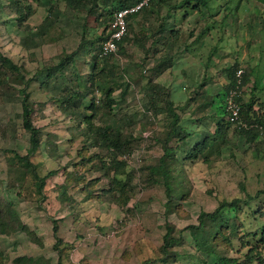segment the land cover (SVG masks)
<instances>
[{"label":"rangeland","instance_id":"1","mask_svg":"<svg viewBox=\"0 0 264 264\" xmlns=\"http://www.w3.org/2000/svg\"><path fill=\"white\" fill-rule=\"evenodd\" d=\"M207 1L208 6L202 0H191L189 5H180L179 9L171 11L167 16L165 14L168 7L164 6L158 14L130 19L133 24L130 39L122 50L118 49L110 61V64L115 65L116 73L123 75L126 81L125 88L119 87L113 96L120 101L125 90L123 93L127 98V105L123 112L132 116L135 124L133 131L147 135L149 132L147 129H152L156 125H151L146 118L144 105L147 98L142 87L138 88L135 84L138 81L145 84L147 81L142 74L149 73L153 65L154 52L146 53L133 41L135 35L153 37L161 24L168 32L174 29L178 34L177 38L168 35L169 37H162L160 41L161 43L163 41V44L170 40L174 41L175 63L162 72L157 81L160 80L172 88L170 91L172 90L176 99L175 103L178 105L183 123L194 133L189 140L195 144L209 136L212 141L201 156L196 157L193 162L183 164V177L189 194L187 199L180 200L178 211L166 214V198L164 187L161 186L143 189L139 187L140 190L126 205L119 204L116 200L111 201L104 190L109 188V179L100 171L103 163L111 159L108 150L94 146L89 139L86 141L81 134V131L82 133L85 131V124L78 126L71 116L61 111L60 103L51 99V95L41 86L42 80H33L29 88L34 102L33 122L43 134L41 152L35 160L40 165L39 169L43 175L51 171L55 173L47 178L42 201L36 199V202L35 196L33 198L24 193L22 184L6 188L9 187V180L17 184L21 174L8 168L5 150L13 149L22 155L26 154L30 145V135L19 117L22 110L21 96L19 101H7L0 96V185L4 189L3 191L0 188V191L6 196L7 194L11 196L19 221L28 227V230L22 228L9 235L0 232V264H31L25 260L27 258H44L47 261L44 264H143L147 259L158 256L169 222L176 226L178 234V229H184L191 223H198L202 210L213 211L221 200L246 197L247 193L255 194L258 190L264 189V134L260 135L262 141L253 145L247 138L238 135L235 125L228 124L225 111L224 115L222 114L223 104L219 97H216V105L215 103L211 105L213 102L210 100L201 103L199 94L192 99V96L205 85L206 92L215 94L229 83L228 68L236 63L238 56L235 54L244 51L241 46L238 47L237 42L244 38L245 31L249 30L244 28V33L241 34L239 27L244 23L243 19H246L243 15L254 13L253 10L262 22L261 31L256 33L254 30L252 37L255 42L260 39L255 47H259L264 56V1L257 0V5L255 0ZM39 2L33 3V11L22 24L34 27V32H37L38 25L45 20L51 4L56 5L62 13L58 21L43 35V40L40 38L42 41L40 46L29 49L23 42V37L29 33L28 26L18 24L16 14L8 16L10 7L6 0H0V52L22 65L26 69V77H32L38 70L51 63V59L57 61L59 59L57 56L81 47L75 69L68 68L65 73L68 78L70 75L80 73L78 82L83 89L90 82L88 79L93 66L90 61L92 54L97 52L94 46L100 44L96 37L102 32L99 25L102 18L97 19L94 12L84 10L76 12L63 0ZM53 16L51 15V19ZM210 17L212 19L215 17L214 22H209L214 23L212 28L214 38L211 37L210 31L202 37L207 39L208 43L222 45L215 46L217 53L214 57L217 60L214 62V69L207 66L214 54L211 53L213 50L206 44H200L202 37L196 40L202 28L211 20ZM83 36L88 39L86 43H82ZM163 44L156 46L155 49L164 48ZM187 46L189 50H186ZM191 46L198 51L202 50V53L194 55L190 50ZM260 67L264 71V58ZM67 75H63L65 81L68 79ZM9 79L10 84L17 89L25 86L21 76L13 75ZM194 79L201 82L193 86L196 92L191 91L193 88L191 86L188 90V85L194 84ZM183 81L185 91L177 85ZM68 85L71 86V83L68 82ZM182 93L183 95L179 96ZM185 93H188L187 96ZM92 97L93 95H90L85 99L83 107L91 105ZM254 102L258 107L256 112L264 118V101L259 97L254 98ZM102 109L108 112L107 108ZM116 111L117 105L113 112ZM91 113L92 111H89V114ZM105 121L109 122L102 114L95 120L97 124H103ZM162 122L159 121L158 125H162ZM117 123L121 125L120 122ZM79 128L80 131H77ZM225 128L227 131H224ZM52 134L57 135L55 142L57 149L53 154L50 152L49 142V136ZM161 154L159 147H150L144 142L135 145L131 153L121 157L127 164L120 170L122 176H126L131 169H139L144 160ZM102 159L105 162H102ZM81 174L85 175V181L95 183L87 187L85 182L79 180ZM143 178V172L138 170L134 181L141 183ZM67 180H69L67 192L74 198L75 207L61 200V186L66 184ZM85 189L93 196L86 195ZM255 203L263 208V213L257 215L264 222V197ZM248 211L244 206L236 213L238 217L232 216L228 230L231 237L245 236V228L253 227L247 225L249 220H252L249 219ZM244 218L247 219L245 228L241 225V219ZM56 225L59 229L57 233L54 231ZM216 229L211 226L209 230L208 228L196 230L195 238L191 232L184 229L185 241L178 247L184 256L176 264H202L204 259L208 264H216V260L211 256L215 250ZM238 244V240H235L237 248L242 252L247 250ZM229 253L239 254L238 250H230Z\"/></svg>","mask_w":264,"mask_h":264},{"label":"trees","instance_id":"2","mask_svg":"<svg viewBox=\"0 0 264 264\" xmlns=\"http://www.w3.org/2000/svg\"><path fill=\"white\" fill-rule=\"evenodd\" d=\"M6 1L10 7L8 16L16 14L15 18L18 24L22 25L33 11V3L40 0ZM63 1L76 12H82L83 10L89 13L94 12L97 14V19L102 18L99 21L102 32L96 37L100 41V44L96 47L94 46L97 52L92 54L90 61L93 64L90 71L91 75L88 79L90 82L82 89L78 82L80 73H76L73 76L70 75L69 78L67 73H65L68 68L73 67L75 69L77 65L76 58L79 55L81 47L57 56L56 58H59L57 61L51 59V63L38 70L35 76L32 77H26V69L22 65H19L10 57L0 52V90L2 91H0V96H3L7 101H19V96H21L22 110L19 117L22 120L23 127L30 135V145L26 154L22 155L13 149L5 150L8 168L21 174V178L17 184L9 180V187L6 188L10 189V186L15 187L18 184H22L21 188H23L24 193L31 195L33 198L35 196L36 202L37 200L42 201L45 195L47 178L55 173L51 171L43 175L39 169L40 165L35 160V157L41 152L43 134L41 129L33 122L34 102L31 99L32 93L29 91V88L33 80H42L41 86L51 95V99L60 103L61 111L71 116L78 126L85 124V131L83 133L81 131L85 140L88 141L89 139L94 146L108 150L111 159L110 161L107 160L108 162L102 159V162L105 163H103L104 165H102L100 171L109 179V188L104 190L111 201L116 200L119 204L123 203L126 205L140 188L161 186L164 187L166 198V214L170 215L178 211L180 200L187 199V195L189 194L183 177V164L189 161L193 162L196 157L201 156L205 148L207 149L211 145L212 141H210L209 136H205L195 144L189 140L194 134L193 130L187 129L183 123L181 113L177 108L178 105L172 99L170 87L157 81V77L162 72L171 68L175 63L174 41L170 40L164 44L163 41L162 43L160 41L162 37H169L168 35H173L177 38V32L174 29L168 32L164 25L161 24L158 31L153 34V37L149 38V35L143 34L135 35L133 41L138 43L140 48L146 53L154 52L152 69L150 68L149 73L142 74L147 81H145V84H141L139 81L135 84L138 88L142 87L143 93H145L147 98L144 105L146 118L149 120V123H152L151 125H156L152 129H147L149 132L145 135L133 131L135 124L132 116L127 112H123V108L127 105V98L123 93L125 90L122 89L120 101L113 96L119 87L125 88L126 85L124 76L116 73L115 65L110 64L111 58L115 54L107 57L100 56L101 43L110 36V32L107 33V30L109 31L111 28V21L115 11L119 8L136 4L141 0ZM190 1L151 0L149 6L143 7L131 16L130 19L132 20L137 16L146 18L151 14H158L164 6L168 7L165 14L167 16L171 11L179 9L180 5H189ZM202 2L207 4V6L209 5L207 0H202ZM52 12L53 14H51ZM61 13V10L56 5L51 4L48 7V14L45 20L38 25L37 32H34V27H29L28 24L22 25L29 28V33L23 37L25 46L29 49L39 47L42 42L41 40H43V35L58 21ZM51 15H54L53 19H51ZM130 19L127 34L118 42L119 49L121 50L128 39H130L129 34L133 29ZM213 19L211 18L208 21V24L204 26L196 39L199 40L214 27V23L209 24ZM81 40L82 43L88 41L85 36ZM92 44L94 43L92 42ZM160 44H163L164 48L158 47L159 50L155 49ZM238 67L239 64L237 62L229 70L230 81L226 87L228 89L227 93L236 84ZM13 75L23 78L25 81L23 88L17 89L14 85L10 84L9 77ZM63 75H67L68 81H65ZM242 79V87L244 88L249 80V74L244 71ZM68 82L71 83V86L68 85ZM90 95H93L91 105L83 107V102ZM210 100L213 101L212 99ZM115 104L118 106V111L114 113ZM254 104V100H249L242 104L241 116L248 123L247 127L240 128L235 125V131L238 132V135L244 136L253 145L256 144L255 142L259 139L260 134L264 133V118L254 110ZM102 108H107L108 112ZM222 108L226 114L225 105ZM89 111H92V113L89 114ZM101 114L109 122L105 121L103 124H97L95 120ZM159 121H163L162 125H158ZM117 122H120L121 125ZM229 123L232 125L228 121ZM80 129L77 131H80ZM224 131H227V128ZM56 140V134L49 136L51 154L57 149ZM141 142L146 143L150 147H159L162 154L154 156L150 160H144L139 169H131L123 177L120 170L126 167L127 164L121 157L124 154L126 156L131 153L135 145L138 146ZM138 170H141L144 174L141 183L134 181ZM79 180L85 182L87 187L95 183V181H85V175L82 174L79 176ZM68 182L69 180L61 186V200L75 207L74 198L67 192ZM0 188L4 191L2 185H0ZM85 192L86 195L93 196L87 189H85ZM19 193L21 194V191ZM262 197H264V189L258 190L255 194L247 193L246 197H235L231 200L223 199L213 211L202 210L198 217V223H191L184 229L191 232V235L195 238L194 232L196 230L204 228H208L209 230L211 226L217 228L214 237L215 250L211 253V256L216 260V264H264V222L257 215L263 213V208L255 203L256 200ZM12 204L13 200L11 196L9 194L6 196L4 192L0 191V232L7 235L22 228L28 230V227L19 221V215ZM244 206L249 210V219L252 218L247 225H252L253 227L251 229L245 228L247 219H241V225L245 228L246 235L237 238L231 237L228 232L231 218L232 216L238 217L236 213L241 211ZM166 229L167 231L164 234L163 244L159 248L158 256L147 259L143 264H176L183 258L184 253L178 247L185 241L186 235L184 234V229H178V234H176V226L171 222L167 224ZM54 231L55 233L59 231L57 225L54 226ZM235 240H238L240 247L247 250L242 252L240 248H237ZM230 250H238L239 254L231 255L229 253ZM25 260L31 262V264H44L47 262L44 258H27ZM202 264H208L207 260H202Z\"/></svg>","mask_w":264,"mask_h":264},{"label":"crops","instance_id":"3","mask_svg":"<svg viewBox=\"0 0 264 264\" xmlns=\"http://www.w3.org/2000/svg\"><path fill=\"white\" fill-rule=\"evenodd\" d=\"M257 2L258 1L255 0V4L256 5L258 4ZM255 9H257V7H255ZM253 11H254V13L244 14L243 15L244 17H246V19L245 20L243 19L244 23L240 25L239 32L241 34H243L244 33V28H247L249 30L248 31L246 30L245 31L246 34L244 35V38H242L241 40H239L237 42L238 47L241 46V48L244 49V51L241 52V54L239 52H238V54H235L236 57L238 56L237 60H236V63L238 62L239 67L243 68L244 71L249 74V80L247 81L246 85L243 88V101L244 102H248L249 100H254V98H259V97H261L262 101H264L263 100V98H264V71L260 67L264 56H263V54H261V51H259V47H255V44L259 43L260 39L258 38L257 42H255V39L252 37V32L254 33V30H255L256 33H259L261 31V29H260V25L261 24L260 23L262 22V20L259 17H257L258 15L255 12V10H253ZM213 31L214 30L210 29V33H211V37L212 38H214ZM249 31H250V36L251 37L250 36L248 37V32ZM202 38L203 39L201 40L200 44L201 45H203V44L205 45L206 44V46L208 45L210 47V49L213 50L211 53H214V54L211 57V59L209 60V62L207 63V66H211L214 69V65H215L214 62H215V60H217L214 57V55L217 53V51H215L216 50L215 46H217L219 44L218 43H216V44L215 43H210V42L208 43L207 39H205L204 37H202ZM220 40H222V39H220ZM219 47H222V45H219ZM187 49H188V46L186 47V50ZM200 49H202V46H201ZM190 50H192L194 55L195 54L197 55V53H200V52L202 53V50L198 51L197 48L196 49L192 48V46H191ZM197 64L198 65L199 64L203 65L202 63H197ZM230 68L231 67H229L228 69H230ZM184 77L185 76H184V72H183L182 78L184 79ZM187 77H188V75L186 76V78ZM159 78H160V76H159ZM202 78H203V75H202ZM201 80L202 79H200V81ZM193 81H195L194 84L188 85V90H190V86L191 87H193L195 85L197 86V85H199L201 83V82L199 83L198 81H196V79H194ZM159 82H160V80H159ZM227 82H229V81H227ZM221 83H223V81H221ZM184 84H185L184 81H183V83H177V85H180V88L183 89L182 91H185V89H186V87H184ZM203 84H204V82L201 85H203ZM218 84H220V83H218ZM177 85H174V87H177ZM221 85H223V84H221ZM227 85L228 84L226 83L224 85V87H223V90L222 91H218L217 90V92L215 94H213L211 92H208V91L206 92L205 91L206 85H205V87L203 86V88L199 89L198 93H195L194 96H192V99L196 98L197 95L199 94V96L201 97V103H203L205 101L208 102L210 99H212L213 101L210 100L211 102H213L211 105H214V103L216 105V97H219V100L221 99V102H222V103L221 102L220 103L223 104V106H224L225 97H226V93H227V90H228V89H226ZM170 89H172V88H170ZM193 89H195V88L193 87L191 89V91L192 92L193 91L196 92L195 91L196 89L195 90H193ZM188 93H185V95L187 96ZM182 95H183V93L180 94L179 96H182ZM171 96H172V99L174 101H176V99L173 96L172 90H171ZM257 109H258V107H256V102H255L254 110L257 111ZM222 114L224 115V110H223ZM259 141H262L261 137H259V139L255 143H257Z\"/></svg>","mask_w":264,"mask_h":264},{"label":"built area","instance_id":"4","mask_svg":"<svg viewBox=\"0 0 264 264\" xmlns=\"http://www.w3.org/2000/svg\"><path fill=\"white\" fill-rule=\"evenodd\" d=\"M151 0H141L136 4L131 6H126L115 11L113 19L111 21L110 36L101 43L100 56L107 57L111 54H116L119 49L118 42H120L123 37L127 34L129 18L141 10L145 6H149ZM244 70L239 68L237 70L236 76L238 77L236 84L232 87L225 98V109L226 118L233 125L241 127H247L248 123L243 120L241 116L242 109V85L243 79L242 75Z\"/></svg>","mask_w":264,"mask_h":264},{"label":"clouds","instance_id":"5","mask_svg":"<svg viewBox=\"0 0 264 264\" xmlns=\"http://www.w3.org/2000/svg\"><path fill=\"white\" fill-rule=\"evenodd\" d=\"M125 7H126V6H125ZM119 9H120V8H119ZM116 11H117V10H116ZM132 16H133V15H132ZM129 19H130V18H129ZM240 68H241V67H240ZM238 69H239V68H238ZM238 69H237V70H238ZM242 69H243V68H242ZM243 70H244V69H243ZM243 74H244V73H243ZM226 95H227V94H226ZM242 97H243V94H242ZM242 100H243V98H242ZM243 102H244V101H243Z\"/></svg>","mask_w":264,"mask_h":264}]
</instances>
